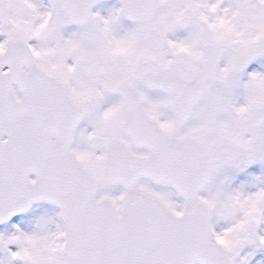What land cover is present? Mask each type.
Segmentation results:
<instances>
[{"label":"snow or ice","instance_id":"obj_1","mask_svg":"<svg viewBox=\"0 0 264 264\" xmlns=\"http://www.w3.org/2000/svg\"><path fill=\"white\" fill-rule=\"evenodd\" d=\"M0 264H264V0H0Z\"/></svg>","mask_w":264,"mask_h":264}]
</instances>
